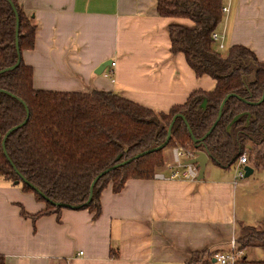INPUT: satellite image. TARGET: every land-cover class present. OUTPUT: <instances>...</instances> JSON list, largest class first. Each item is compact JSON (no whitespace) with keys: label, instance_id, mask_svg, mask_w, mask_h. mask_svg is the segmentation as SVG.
I'll list each match as a JSON object with an SVG mask.
<instances>
[{"label":"crops","instance_id":"obj_1","mask_svg":"<svg viewBox=\"0 0 264 264\" xmlns=\"http://www.w3.org/2000/svg\"><path fill=\"white\" fill-rule=\"evenodd\" d=\"M16 1L36 25L34 48L21 55L35 91L115 93L167 113L192 92L215 88L211 78H196L183 55L171 54L169 26L193 24L159 17L156 0ZM222 4L228 12L216 34L223 49L244 46L264 61V0ZM110 72L112 80L105 77ZM172 149L163 150L164 165L154 175L173 168ZM212 167L195 183L153 178L129 180L117 194L106 188L97 220L86 210L69 209L59 222L53 214L25 219L21 210L35 215L45 204L0 179V256L5 264H187L195 254L225 251L231 239L238 240L237 224L249 221L238 209V192L249 194L264 173L233 186L231 166ZM252 197L248 201L259 205L260 214L251 224L259 225L264 191Z\"/></svg>","mask_w":264,"mask_h":264},{"label":"trees","instance_id":"obj_2","mask_svg":"<svg viewBox=\"0 0 264 264\" xmlns=\"http://www.w3.org/2000/svg\"><path fill=\"white\" fill-rule=\"evenodd\" d=\"M10 1L17 12L18 35L14 12L6 0H0V90L10 94L0 93V142L11 128L26 118L27 122L6 139L7 158L1 146L0 179L45 204V209L35 215L21 210L23 218L35 222L53 214L59 222L65 205L86 210L92 220H97L103 190L111 188L117 194L129 180H152L164 165L163 150L177 145L190 148L194 155L205 153L221 168L235 165L245 155L248 164L253 162L255 169L261 165L264 170V61L244 46H232L225 57L214 51L212 34L223 18L222 0H156L159 17L193 24L192 29L169 26L171 54L183 55L196 78L207 76L215 82L212 91L192 92L183 104L167 113L155 112L115 93L35 91L32 69L23 63L21 55L33 50L36 25L21 4ZM229 95L233 97L221 109L212 133L201 144H194L190 134L202 139L217 121L221 103ZM178 115L185 118L189 129L177 119L168 145L156 150L166 141L168 128ZM148 151L152 152L142 155ZM107 170L85 206L93 180ZM40 194L61 206L51 205ZM237 230L239 250L264 252V223L254 227L238 223ZM216 253L195 254L187 264H210ZM195 256H203L202 261ZM245 260L244 255L237 264H264ZM0 264H5L1 256Z\"/></svg>","mask_w":264,"mask_h":264},{"label":"built area","instance_id":"obj_3","mask_svg":"<svg viewBox=\"0 0 264 264\" xmlns=\"http://www.w3.org/2000/svg\"><path fill=\"white\" fill-rule=\"evenodd\" d=\"M228 12V8L222 7V14H226ZM212 40L214 44L217 45L218 50H222L223 46L220 44V39L218 35L215 33L212 34ZM114 67V64H111ZM112 76V72L109 74L106 73L105 77L110 80ZM173 162L175 166L169 170V173L164 174H156L154 178L159 180H184L191 183L198 182V171L196 165H188L186 162L194 159L196 154L194 155L191 150L183 148L179 145L173 147L172 149ZM249 166L248 161L245 155H242L237 163L235 164L234 178H233V186H236L237 179H244L245 172L244 167ZM82 255V253H80ZM244 256V252L239 250L237 245V240L234 238L228 243V248L225 251L217 252L213 256V264H237L239 260Z\"/></svg>","mask_w":264,"mask_h":264},{"label":"water","instance_id":"obj_4","mask_svg":"<svg viewBox=\"0 0 264 264\" xmlns=\"http://www.w3.org/2000/svg\"><path fill=\"white\" fill-rule=\"evenodd\" d=\"M6 1L9 3V5H10V7H11V9H12V11L14 12L15 17H16V37H17V35H18V33H17V32H18V18H17V12H16L15 7L12 5L11 1H10V0H6ZM16 51H17V53L19 54V48H18V46H17V40H16ZM18 62H19V61H18ZM18 62H17V64H18ZM17 64H16L15 66L9 68L8 70H12V69H14V68L17 66ZM109 65H110V62H107V63L102 64V65L98 68V71H97L95 74H96V75H101V74L103 73L104 69H105L106 67H108ZM5 71H6V70H5ZM0 93H4V94H7V95H10L9 93L3 92V91H1V90H0ZM230 97H233V95H229V96H227V97L222 101L221 106H220V111H219V114H218L217 121L213 124L212 128L206 133V135H205L202 139H200V140H196V139L193 137V135L190 134V135H191L192 142H193L194 144H197V145L201 144V143H202V142H203V141H204V140H205V139H206V138L212 133L213 129H214L215 126L217 125L218 120L220 119V116H221V109L223 108V106L225 105L226 101H227ZM263 98H264V94H263L262 100H263ZM262 100H261V101H262ZM21 103H22V102H21ZM22 104H23V103H22ZM205 105H206V102L204 101V102L202 103V105H201V108H202V109L205 108ZM23 106H24V108H25V110H26V114L28 115V111H27L26 106H25L24 104H23ZM177 119H181V120H183V121L185 122L187 128H188V125H187V123H186V121H185V118H184L183 116H180V115L175 116V117L173 118V120H172V122H171L169 128H168L167 139H166V141L164 142V144H163L160 148H158V149H156V150H162V149H164V148L168 145L169 140H170V137H171V129H172V127H173L174 122H175ZM26 122H27V118H26V119L24 120V122H22L20 125L11 128V129L5 134V136H4L3 140H2L1 146H2V151H3V153H4V155H5L6 158H7V154L5 153V149H4V144H5L6 139H7L12 133H14V132L18 131L19 129H21V128L26 124ZM188 129H189V128H188ZM153 151H155V150H153ZM151 152H152V151H148V152L143 153L142 155H147V154H149V153H151ZM142 155H140V156H142ZM140 156L135 157V159L138 158V157H140ZM135 159H134V160H135ZM8 160H9V158H8ZM209 161H210V158H209L205 153H203V152H198V153L196 154V157H195L194 159H192V160L186 162V164H188V165H196V166H197V168L199 169V171H198V179H197V180L200 181V180L203 179V176H204V173H205V169H206L207 163H208ZM129 162H131V161H129ZM116 167H117V166H115V167H113V168H111V169H114V168H116ZM108 172H109V170H107V171L101 173L98 177H96V178L93 180V182H92V184H91V186H90V190H89V200H88V202H87V204H86L85 206H87V205L91 202V200H92V192H93V188H94V185L96 184V182H97L102 176H104V175H105L106 173H108ZM244 172H245V177H244V178H249V177L253 174V168H251L250 166H245V167H244ZM20 178H21V181H22L23 183L27 184V182H26L22 177H20ZM261 191H264V180L259 181V182L253 187L252 191H251L249 194L252 195V196H254V195L258 194V193L261 192ZM38 193H39V192H38ZM40 195H41V194H40ZM41 197H42L46 202L50 203L51 205H54V206H61V205H58V204H55V203L51 202V201H50L47 197H45L44 195H41ZM63 208H64V209H69V210H78V209H79L78 207H70V206H65V205H63Z\"/></svg>","mask_w":264,"mask_h":264},{"label":"rangeland","instance_id":"obj_5","mask_svg":"<svg viewBox=\"0 0 264 264\" xmlns=\"http://www.w3.org/2000/svg\"><path fill=\"white\" fill-rule=\"evenodd\" d=\"M213 46H214L213 49L215 52L219 53L223 57H225L227 55L228 49L225 48L223 50H218V47L216 44H213ZM189 150H190V148H189ZM254 160L257 163H259L258 158H254ZM171 163L174 167L175 164H174L173 160L171 161ZM252 164L254 165L253 162H250L249 166L251 165V167L255 168L256 166L255 165L253 166ZM207 165L208 166H206V167H207V175H208V174L213 173L214 169L212 167L213 166L212 163H209ZM232 170H233V174H234V171H235L234 165L231 166V168H230L231 172H232ZM263 173H264V171L261 168L254 169V173L252 174V176H250L249 178L237 179L236 183L237 184L239 183V185H240L241 183H245L248 181L255 180L258 177H260V175H262ZM238 195L240 197L238 199L239 200L238 209L241 211H244L245 215L249 218V221L246 222V225H249V226L253 225V227L257 226L256 224H251L252 223L251 219L260 214V213H258L259 212V209H258L259 205L256 203H253L252 201H248V200H252L254 198V197L250 196V194H248V192H245V193L242 192V194L238 192ZM236 236L238 239H240V235L238 232H237ZM243 252L245 253V256H246L245 262L264 261V252H262L261 250L248 248V249H245ZM202 257L203 256H195L194 259H200L202 261ZM199 264H201V263H199Z\"/></svg>","mask_w":264,"mask_h":264}]
</instances>
